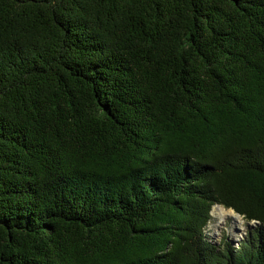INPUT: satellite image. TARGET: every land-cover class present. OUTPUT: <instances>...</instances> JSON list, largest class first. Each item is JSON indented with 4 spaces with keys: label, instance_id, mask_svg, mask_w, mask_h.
Here are the masks:
<instances>
[{
    "label": "trees",
    "instance_id": "trees-1",
    "mask_svg": "<svg viewBox=\"0 0 264 264\" xmlns=\"http://www.w3.org/2000/svg\"><path fill=\"white\" fill-rule=\"evenodd\" d=\"M0 264H264V0H0Z\"/></svg>",
    "mask_w": 264,
    "mask_h": 264
},
{
    "label": "rangeland",
    "instance_id": "rangeland-1",
    "mask_svg": "<svg viewBox=\"0 0 264 264\" xmlns=\"http://www.w3.org/2000/svg\"><path fill=\"white\" fill-rule=\"evenodd\" d=\"M216 210L215 216H212V221L208 227L207 233L212 238L213 242L219 244L221 240L228 239L236 244L246 236L249 226H254L253 223L248 225L246 221L235 213L233 210L225 209L221 206Z\"/></svg>",
    "mask_w": 264,
    "mask_h": 264
},
{
    "label": "bare ground",
    "instance_id": "bare-ground-1",
    "mask_svg": "<svg viewBox=\"0 0 264 264\" xmlns=\"http://www.w3.org/2000/svg\"><path fill=\"white\" fill-rule=\"evenodd\" d=\"M218 209V207H214L213 210H212V216L214 217L215 216V213H216V210Z\"/></svg>",
    "mask_w": 264,
    "mask_h": 264
}]
</instances>
